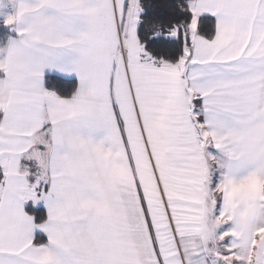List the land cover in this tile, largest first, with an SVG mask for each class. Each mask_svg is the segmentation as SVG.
<instances>
[{"label":"snow or ice","instance_id":"1","mask_svg":"<svg viewBox=\"0 0 264 264\" xmlns=\"http://www.w3.org/2000/svg\"><path fill=\"white\" fill-rule=\"evenodd\" d=\"M0 264H264V0H0Z\"/></svg>","mask_w":264,"mask_h":264}]
</instances>
